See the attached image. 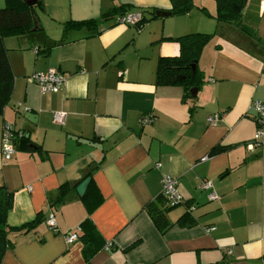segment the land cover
Returning <instances> with one entry per match:
<instances>
[{"label": "crops", "instance_id": "0c3cea01", "mask_svg": "<svg viewBox=\"0 0 264 264\" xmlns=\"http://www.w3.org/2000/svg\"><path fill=\"white\" fill-rule=\"evenodd\" d=\"M263 2L246 0L238 27L214 17L217 5L209 15L197 5L160 17L171 0H40L39 30L3 38L14 82L0 145L5 121L23 136L9 160L0 153V185L12 193L7 224L24 227L9 231L0 264H264V144L247 146L250 104L264 101ZM124 12H140L141 27L117 22ZM88 20L97 24L65 30L66 21ZM191 32L215 36L197 63L203 82L185 97L181 85L156 82V66ZM48 69L65 83L42 93L28 76ZM55 111L65 113L62 124ZM143 115L153 120L141 125ZM165 174L183 201L161 206L172 223L162 232L145 207ZM202 179L216 199L198 188ZM64 183L76 186L57 201Z\"/></svg>", "mask_w": 264, "mask_h": 264}, {"label": "trees", "instance_id": "16d2710c", "mask_svg": "<svg viewBox=\"0 0 264 264\" xmlns=\"http://www.w3.org/2000/svg\"><path fill=\"white\" fill-rule=\"evenodd\" d=\"M171 14H183L193 8L191 0H171ZM246 0H216L217 11L214 17L221 22L233 23L240 19L241 11ZM40 6V0L34 5H27L23 0H5L0 8V115L10 101L13 91L14 74L8 59L7 49L3 38L11 33L29 34L39 30L34 7ZM114 9L107 11L103 17L110 15ZM205 14L209 13L204 7L200 8ZM143 22V19L141 23ZM95 20L66 21L65 30L82 24H95ZM97 24V23H96ZM35 27V29H33ZM215 33L191 32L175 38L179 44V54L174 56L160 55L157 59L156 82L158 84L181 85L185 97H189L190 89L199 87L203 82L202 72L198 67L204 47L214 38ZM194 64V68L192 65ZM90 171L85 177L89 176ZM74 185L64 183L59 187L57 201H62L75 188ZM12 206V193L0 185V260L4 251L11 246L9 231H17L24 227H11L6 222L8 210ZM164 199L161 194L146 205V210L152 221L162 232L171 226L165 215ZM165 207V206H164ZM183 220H186L183 216ZM26 226V225H25ZM28 226V225H27Z\"/></svg>", "mask_w": 264, "mask_h": 264}, {"label": "built area", "instance_id": "2783aa9c", "mask_svg": "<svg viewBox=\"0 0 264 264\" xmlns=\"http://www.w3.org/2000/svg\"><path fill=\"white\" fill-rule=\"evenodd\" d=\"M263 8H264V2ZM116 21L127 25H136L138 28L141 27L142 14L140 12H124L116 17ZM28 78L39 85L42 93L53 91L61 87L65 83V75L55 69H48L45 72L35 71ZM250 108L254 111V118L256 122V129L253 138L247 143L249 149L254 150L255 148L264 144V101L253 100L250 104ZM219 114L214 113L208 116L207 120L209 123L214 124L219 119ZM65 113L63 111H55L53 113V121L58 124L64 122ZM153 120L152 116L143 115L139 118L141 125L149 123ZM23 132L16 129L13 124L9 121H5L1 129V145L0 153L3 160H9L14 151L15 143L19 138H22ZM177 178L165 174L161 178V191L160 194L164 199L165 207H174L183 201L181 194L177 188ZM198 188L207 191V197L209 199H216L217 195L212 189V183L208 179H202L198 183ZM46 224L53 231L57 232L54 214L50 213L46 219ZM214 229V226L207 227L206 231ZM80 227H77L74 231L65 234L64 238L68 243H72L78 238V231ZM109 245L107 244V247ZM230 252V250H228Z\"/></svg>", "mask_w": 264, "mask_h": 264}, {"label": "water", "instance_id": "95a60500", "mask_svg": "<svg viewBox=\"0 0 264 264\" xmlns=\"http://www.w3.org/2000/svg\"><path fill=\"white\" fill-rule=\"evenodd\" d=\"M27 5L31 6V5H34L36 4L37 0H23ZM171 14V11H164V10H156L155 11V15L156 16H160V17H163V16H168ZM37 22V20L35 21V23ZM35 29V27L33 28ZM192 68H194V64L192 65ZM197 88L194 87L192 89H190V92H191V95L193 96L196 92ZM33 114L31 112H27L24 114V118L28 119L29 121L35 123V120L33 121L32 120V117ZM90 181V177H86L85 179H83L77 186H76V191L77 193L81 196L84 194L86 188H87V185Z\"/></svg>", "mask_w": 264, "mask_h": 264}, {"label": "rangeland", "instance_id": "374dc122", "mask_svg": "<svg viewBox=\"0 0 264 264\" xmlns=\"http://www.w3.org/2000/svg\"><path fill=\"white\" fill-rule=\"evenodd\" d=\"M191 2L193 4V7L199 5V6L205 7V10L208 13H214V11H211V8L213 10V6L214 5L216 6V0H191ZM214 8H216V7H214ZM239 20L237 22L234 21L232 23V25H234V26L236 25V26L240 27L239 26ZM253 30L256 32V30H257L256 27H254Z\"/></svg>", "mask_w": 264, "mask_h": 264}]
</instances>
